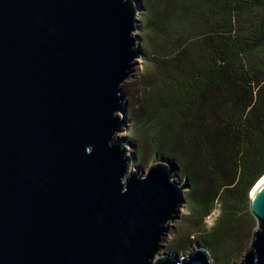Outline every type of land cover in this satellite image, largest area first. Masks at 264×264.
<instances>
[{
	"label": "water",
	"instance_id": "obj_1",
	"mask_svg": "<svg viewBox=\"0 0 264 264\" xmlns=\"http://www.w3.org/2000/svg\"><path fill=\"white\" fill-rule=\"evenodd\" d=\"M138 1L0 0V264H212L201 245L159 253L186 187L164 161L131 168L116 137ZM249 211L234 264H264V174Z\"/></svg>",
	"mask_w": 264,
	"mask_h": 264
},
{
	"label": "trees",
	"instance_id": "obj_2",
	"mask_svg": "<svg viewBox=\"0 0 264 264\" xmlns=\"http://www.w3.org/2000/svg\"><path fill=\"white\" fill-rule=\"evenodd\" d=\"M139 2L144 69L123 85V141L134 165L164 161L188 185L169 252L194 241L228 264L250 243L249 191L264 174V0Z\"/></svg>",
	"mask_w": 264,
	"mask_h": 264
},
{
	"label": "rangeland",
	"instance_id": "obj_3",
	"mask_svg": "<svg viewBox=\"0 0 264 264\" xmlns=\"http://www.w3.org/2000/svg\"><path fill=\"white\" fill-rule=\"evenodd\" d=\"M138 1V0H137ZM138 3H139V5H140V2L138 1ZM140 16H141V11H140V14L138 15V18L140 19ZM137 34H139L140 32H139V26L137 27V30L135 31ZM141 69H144V64H143V59H142V56L139 58V59H137V64H136V66L134 67V69H133V73L132 74H130V76L127 78V80H126V82L124 83V84H126V83H130L131 81H133V79L140 73V71H141ZM123 84V85H124ZM124 87L123 86H121V92L124 94ZM124 102H126L127 103V99H126V97H125V95H124ZM124 110L125 111H127L128 110V108H127V105L125 104L124 105ZM128 122H127V124L125 125V127H124V129H123V131L122 132H119V133H117L116 134V137H120V138H123L124 137V135L126 134V132L128 131ZM123 140V139H122ZM124 142V141H123ZM133 151H134V149H130V152H131V156H132V161H131V168H135L136 170H138V171H140V170H146V168L149 166V165H151V164H153V163H155V162H157V161H159V160H156V159H151V160H149L148 161V163L147 164H145V165H143L142 166V168H139V167H137L136 165H134L135 164V155H134V153H133ZM173 172H174V177L177 179L178 177H181V176H177L178 175V173L177 172H175L174 170H173ZM181 179V181L179 180V179H177L178 181H180L181 183H183V184H185L184 183V180L182 179V177L180 178ZM185 190L183 191V194H184V196L186 195V193H187V191H188V185H186L185 184ZM249 193H250V191H249ZM235 211L236 212H241V210L239 209V208H237V209H235ZM218 212H219V210L217 209V206H216V208H214L213 210H212V212L209 214V216H207L206 217V219H205V221H206V225L207 226H209V224H211L212 222H213V220L215 219V217L218 215ZM186 214V207H185V204H183L182 205V207L180 208V210H179V217H178V219H176V220H174L172 223H171V229H170V231H169V233H168V235H167V237H166V239H165V241L164 242H162V247H161V249L159 250V253H169V254H173V253H171V252H169V250L167 249V244H168V241L173 237V235H174V231H175V229H176V226L178 225V223H179V220L182 218V216L183 215H185ZM254 230V229H253ZM250 235H251V233H250ZM249 242V239H247V238H245V243H244V245L243 246H245V245H247V244H249L248 243ZM197 246H199L197 243H195L194 241L191 243V246H189L188 247V249H186V250H183V251H179L177 254L178 255H181V254H183V253H185V252H187V251H189V249H191V248H194V247H197ZM202 246V245H201ZM203 247V246H202ZM247 247H248V245H247ZM246 247V248H247ZM245 248V249H246ZM236 250V249H235ZM207 251V250H206ZM208 252V254H209V256H210V258H211V262H212V264H225L226 262H225V259L223 258V256H222V253L221 252H219V256H218V258H213L211 255H210V253H209V251H207ZM244 253H245V250L244 251H237V253L234 251V255L232 254V250L230 251V254L228 255V264H234V263H239L240 262V260L242 259V256L244 255ZM230 256V257H229ZM232 256H235V257H232ZM233 258V259H232ZM217 259V260H216ZM231 260V261H230ZM227 264V263H226Z\"/></svg>",
	"mask_w": 264,
	"mask_h": 264
}]
</instances>
